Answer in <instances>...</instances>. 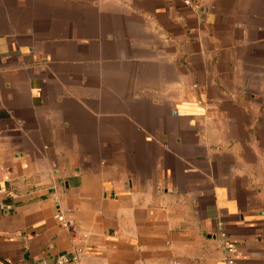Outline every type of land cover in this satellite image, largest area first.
I'll list each match as a JSON object with an SVG mask.
<instances>
[{
  "label": "crops",
  "instance_id": "obj_1",
  "mask_svg": "<svg viewBox=\"0 0 264 264\" xmlns=\"http://www.w3.org/2000/svg\"><path fill=\"white\" fill-rule=\"evenodd\" d=\"M264 264V0H0V264Z\"/></svg>",
  "mask_w": 264,
  "mask_h": 264
},
{
  "label": "built area",
  "instance_id": "obj_2",
  "mask_svg": "<svg viewBox=\"0 0 264 264\" xmlns=\"http://www.w3.org/2000/svg\"><path fill=\"white\" fill-rule=\"evenodd\" d=\"M221 241L225 248L226 264H234V261L232 259L234 251L231 243L225 236L221 237ZM57 264H79V262H77V260H75L74 258L68 259L66 256H60L57 259Z\"/></svg>",
  "mask_w": 264,
  "mask_h": 264
}]
</instances>
